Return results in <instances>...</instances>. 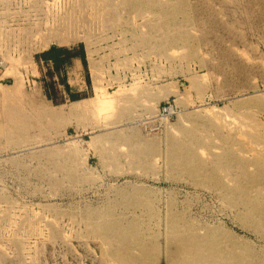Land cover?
Here are the masks:
<instances>
[{"label": "rangeland", "instance_id": "obj_1", "mask_svg": "<svg viewBox=\"0 0 264 264\" xmlns=\"http://www.w3.org/2000/svg\"><path fill=\"white\" fill-rule=\"evenodd\" d=\"M0 264H264V0H0Z\"/></svg>", "mask_w": 264, "mask_h": 264}, {"label": "trees", "instance_id": "obj_2", "mask_svg": "<svg viewBox=\"0 0 264 264\" xmlns=\"http://www.w3.org/2000/svg\"><path fill=\"white\" fill-rule=\"evenodd\" d=\"M79 57L82 59L84 66L88 67V60L84 50L83 45L75 46V47H67L60 45H52L48 49L42 51L37 55L39 60L44 61L48 65H51V68L48 70V74L53 76L54 74H58L60 76L62 82H64L66 92L68 94V98L70 100H79L81 98L86 97V94L80 90H73L68 83V66L73 62V59ZM48 89V96L55 100L56 102H64L65 99L58 100L57 89L54 86V80L50 79L46 82Z\"/></svg>", "mask_w": 264, "mask_h": 264}, {"label": "crops", "instance_id": "obj_3", "mask_svg": "<svg viewBox=\"0 0 264 264\" xmlns=\"http://www.w3.org/2000/svg\"><path fill=\"white\" fill-rule=\"evenodd\" d=\"M81 62H82V59L79 58V57H76V58L73 59L72 64L74 63L75 64L74 66H76V68H79ZM74 71L75 70H73V65L68 68V75H69V77H70L71 73H73ZM77 89L78 90H81V88H77Z\"/></svg>", "mask_w": 264, "mask_h": 264}, {"label": "bare ground", "instance_id": "obj_4", "mask_svg": "<svg viewBox=\"0 0 264 264\" xmlns=\"http://www.w3.org/2000/svg\"><path fill=\"white\" fill-rule=\"evenodd\" d=\"M49 113H54L52 110H48Z\"/></svg>", "mask_w": 264, "mask_h": 264}, {"label": "built area", "instance_id": "obj_5", "mask_svg": "<svg viewBox=\"0 0 264 264\" xmlns=\"http://www.w3.org/2000/svg\"><path fill=\"white\" fill-rule=\"evenodd\" d=\"M164 110H166V108H164Z\"/></svg>", "mask_w": 264, "mask_h": 264}]
</instances>
